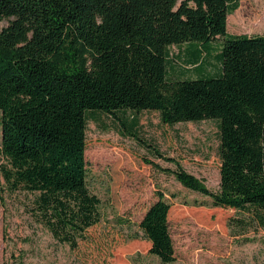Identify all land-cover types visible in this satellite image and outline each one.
Returning a JSON list of instances; mask_svg holds the SVG:
<instances>
[{
    "label": "trees",
    "instance_id": "1",
    "mask_svg": "<svg viewBox=\"0 0 264 264\" xmlns=\"http://www.w3.org/2000/svg\"><path fill=\"white\" fill-rule=\"evenodd\" d=\"M241 1L0 0L10 21L0 31V204L6 190L32 194L31 215L76 249L102 219L87 184L88 114L155 111L167 126L219 122V191L181 167L177 178L264 226V35L228 33ZM220 38L207 70L201 47ZM189 44L196 76L171 75L170 48ZM157 195L139 226L149 253L170 264L172 205Z\"/></svg>",
    "mask_w": 264,
    "mask_h": 264
},
{
    "label": "rangeland",
    "instance_id": "2",
    "mask_svg": "<svg viewBox=\"0 0 264 264\" xmlns=\"http://www.w3.org/2000/svg\"><path fill=\"white\" fill-rule=\"evenodd\" d=\"M9 22L0 21V31ZM227 28L232 35L263 36L264 0L241 1L228 16ZM223 44L220 38L201 47L212 54L205 56L207 70H214L213 56ZM184 58L178 47L170 48L171 75L196 76ZM87 117V184L101 200L100 223L72 249L31 215L32 194L6 190L0 204V264H164L149 253L151 244L139 226L159 199L158 191L172 205L169 222L176 260L170 264H264V226L249 214L212 207L209 196L186 188L175 173L181 167L212 192L219 191L217 120L167 126L155 111L133 110L118 111L117 117ZM1 121L0 111V145ZM4 163L0 159V165ZM230 220L250 223L231 229Z\"/></svg>",
    "mask_w": 264,
    "mask_h": 264
},
{
    "label": "crops",
    "instance_id": "3",
    "mask_svg": "<svg viewBox=\"0 0 264 264\" xmlns=\"http://www.w3.org/2000/svg\"><path fill=\"white\" fill-rule=\"evenodd\" d=\"M191 46H193L192 44H189V45H185V46H183V47H178L179 48V50H180V52H184V55L185 56H187V52L190 50V47ZM181 49H182V51H181ZM183 60H185V58L183 59Z\"/></svg>",
    "mask_w": 264,
    "mask_h": 264
}]
</instances>
